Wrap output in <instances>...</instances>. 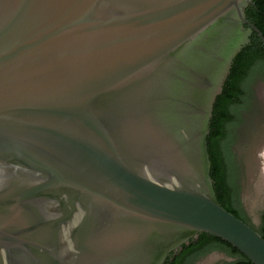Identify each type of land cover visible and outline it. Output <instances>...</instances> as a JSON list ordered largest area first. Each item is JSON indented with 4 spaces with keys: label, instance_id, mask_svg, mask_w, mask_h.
Returning a JSON list of instances; mask_svg holds the SVG:
<instances>
[{
    "label": "water",
    "instance_id": "95a60500",
    "mask_svg": "<svg viewBox=\"0 0 264 264\" xmlns=\"http://www.w3.org/2000/svg\"><path fill=\"white\" fill-rule=\"evenodd\" d=\"M252 0H0V264H164L201 233L264 264L207 135Z\"/></svg>",
    "mask_w": 264,
    "mask_h": 264
},
{
    "label": "trees",
    "instance_id": "16d2710c",
    "mask_svg": "<svg viewBox=\"0 0 264 264\" xmlns=\"http://www.w3.org/2000/svg\"><path fill=\"white\" fill-rule=\"evenodd\" d=\"M246 19L264 37V0H252L245 9ZM257 74L264 78V46L256 32H252L249 43L235 56L221 94L213 105L207 135V151L210 160V177L216 198L229 213L247 224L238 183V167L235 163L230 135L236 118L243 112L249 87ZM255 230V229H254ZM264 239V214L260 229L256 230ZM212 252H221L234 259L224 264H251L238 250L223 240L206 233L199 234L175 252L164 264H194Z\"/></svg>",
    "mask_w": 264,
    "mask_h": 264
},
{
    "label": "rangeland",
    "instance_id": "374dc122",
    "mask_svg": "<svg viewBox=\"0 0 264 264\" xmlns=\"http://www.w3.org/2000/svg\"><path fill=\"white\" fill-rule=\"evenodd\" d=\"M243 112L236 118L230 135L234 160L238 167L240 196L246 215L254 226L264 212V186L261 184L259 153L264 145V78L257 74L250 84ZM230 258L221 252L211 253L197 264L228 263Z\"/></svg>",
    "mask_w": 264,
    "mask_h": 264
},
{
    "label": "flooded vegetation",
    "instance_id": "af4514ba",
    "mask_svg": "<svg viewBox=\"0 0 264 264\" xmlns=\"http://www.w3.org/2000/svg\"><path fill=\"white\" fill-rule=\"evenodd\" d=\"M242 202V201H241ZM243 209L245 210V208L243 207ZM245 212H247L246 210H245ZM264 214V212L261 214V217H260V223H259V225L258 226H254L253 224H252V222H251V220L248 218V216H247V224L249 225V226H251L253 229H255V230H258V229H260V227H261V223H262V215ZM212 253H215V252H212ZM211 254V253H210ZM207 255H209V254H207ZM206 255V256H207ZM222 255H223V253H222ZM205 257V256H204ZM204 257H202V258H204ZM202 258H200V259H198L194 264H197ZM228 258H230V257H228ZM234 261V259H232V258H230V261L228 262V263H230V262H233ZM225 263V262H224ZM224 263H219V264H224Z\"/></svg>",
    "mask_w": 264,
    "mask_h": 264
},
{
    "label": "bare ground",
    "instance_id": "6f19581e",
    "mask_svg": "<svg viewBox=\"0 0 264 264\" xmlns=\"http://www.w3.org/2000/svg\"><path fill=\"white\" fill-rule=\"evenodd\" d=\"M259 155H260L259 159L261 162V165L259 168L260 173H261V184L264 186V145L261 147Z\"/></svg>",
    "mask_w": 264,
    "mask_h": 264
}]
</instances>
